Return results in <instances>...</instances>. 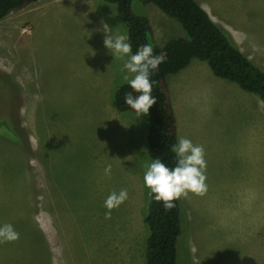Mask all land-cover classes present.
<instances>
[{
    "label": "rangeland",
    "instance_id": "1",
    "mask_svg": "<svg viewBox=\"0 0 264 264\" xmlns=\"http://www.w3.org/2000/svg\"><path fill=\"white\" fill-rule=\"evenodd\" d=\"M197 1L264 67V0ZM89 6L95 14L87 17ZM135 8L159 45L184 35L153 3ZM91 22L107 24L109 35L127 34L115 5L104 0H39L0 21V226L19 233L0 244V264H145L147 115L130 109L125 119L102 107L108 83L114 92L127 72L105 49L110 66L105 59L91 64L98 55ZM11 56L30 75L22 79L29 95L15 100L4 74ZM190 64L167 78L179 80L174 101L184 110V138L204 148L207 191L180 199L178 264H264V185L238 187L234 195L224 168L235 136L247 139L257 120L256 95L215 76L204 61ZM122 189L128 198L105 219V199ZM242 190L256 199L243 201Z\"/></svg>",
    "mask_w": 264,
    "mask_h": 264
},
{
    "label": "trees",
    "instance_id": "2",
    "mask_svg": "<svg viewBox=\"0 0 264 264\" xmlns=\"http://www.w3.org/2000/svg\"><path fill=\"white\" fill-rule=\"evenodd\" d=\"M37 0H0V20ZM115 5L126 26L132 54L138 47L150 44L154 56L164 62L150 74L152 95L157 103L147 114V154L150 163L160 159L169 168L175 166L172 146L177 144L176 116L170 98L167 77L186 68L193 59L206 62L212 73L236 83L241 89L257 95L264 103V67L248 58L236 45L231 35L219 26L197 0H104ZM153 3L175 20L184 35L169 38L163 45L155 41L148 17L135 5ZM126 82L112 93L111 100L120 116L126 119L131 108L124 103V95L132 92ZM138 95L137 93H133ZM134 112V111H133ZM144 175L142 181L144 184ZM144 185L145 211L143 221L147 231L145 264H178L177 240L181 233L180 199L165 210L162 202L149 196Z\"/></svg>",
    "mask_w": 264,
    "mask_h": 264
},
{
    "label": "clouds",
    "instance_id": "3",
    "mask_svg": "<svg viewBox=\"0 0 264 264\" xmlns=\"http://www.w3.org/2000/svg\"><path fill=\"white\" fill-rule=\"evenodd\" d=\"M103 32L104 46L112 57L123 61L121 71L127 72L123 80L133 90L125 93L124 103L135 112L137 117L142 114L147 115L149 109L157 103L156 97L152 95L154 82L149 77L165 58L154 56L150 44L139 46L135 54H132L130 38L126 33L109 35L110 27L107 24H103ZM171 151L176 157L174 167L169 168L157 158L146 165L147 170L143 178L145 187L150 190L149 196L157 202H162L166 211L175 206V200L187 198L189 193L202 196L207 191L205 175L207 163L203 146L194 145L190 139L180 137ZM104 171L106 176H110L111 165H107ZM127 198L126 189L109 194L103 205L107 209L105 219H110L111 211L119 207ZM18 239L19 233L11 224L0 226V244L11 243Z\"/></svg>",
    "mask_w": 264,
    "mask_h": 264
},
{
    "label": "crops",
    "instance_id": "4",
    "mask_svg": "<svg viewBox=\"0 0 264 264\" xmlns=\"http://www.w3.org/2000/svg\"><path fill=\"white\" fill-rule=\"evenodd\" d=\"M38 1L39 0L31 3L27 7H31L32 4H37ZM93 8H94L93 6H89L87 8V10H88L87 11V17H88V15H91L92 13L95 14V12H94L95 9H93ZM21 10H23V9H21ZM21 10H18V11H21ZM14 12H16V11H14ZM11 13H13V12H11ZM10 14H8V15H10ZM32 17H34V16L31 15L30 18H32ZM24 24H25L24 22L20 26L15 24L16 32ZM87 24H88V27L90 30L89 38L90 39L93 38L92 40H96L98 42V46H96L94 48V53H96L98 55H97L95 60L90 61L91 64L95 65L98 60L105 59V60H107V67H109L110 62H109V59L106 57V52H104V49L105 50H108V49L104 46L102 39H97V38H100L102 33H104L103 29H101V27L98 25H97V27H95L93 22L87 23ZM97 29H99V30H97ZM25 30H26V28H23L22 32H24ZM85 38H87V37H85ZM14 39L12 38L10 41H14ZM16 39L19 40V38H16ZM233 40L236 43V45L239 47V49L248 58H250L253 62L258 64V62L255 61L251 57V55L247 52V50L240 45L238 39H233ZM7 54H9V53H7ZM7 60L8 61L5 64V68H4L5 79H7V82H8L7 84L10 85V87H12V89H16L15 91H17L16 96H14L13 100H15L17 98V95H19V94L29 95L28 89L27 90L25 89V87H26L24 85L25 80H22V79H30V75L26 74L25 72L21 71V69H20L22 64L24 63V61H22V59H19L16 61V57L14 58V56L7 58ZM102 62H104V61H101V63ZM14 64H16V66L18 67L16 70L14 69ZM189 65H191V64H189ZM197 66H200L204 70L208 71V74L210 73L208 68H206L203 64H197ZM106 75H104L102 77L103 78H109V76H106ZM112 82H113V80L111 79V83ZM178 82H179V80L176 82V80H169V78H167L168 88H169V92H170V98H171V102H172L173 109H174L175 116H176L177 143H178V140L180 137L185 136V121L183 120V117H182L184 110L180 111L178 106L175 104V101H174V93L177 92L176 85L178 84ZM111 83L109 82L107 85L105 103L103 104L102 107L105 106V108L108 111L115 112V110L113 108L114 106L111 103L112 101H111L110 96H109V92H110L109 90H111V87H112ZM234 90L236 91V88H234ZM112 92L113 91L111 90L110 93L112 94ZM248 93H250V92H248ZM251 97L256 99V102L252 104L253 105L252 107H253V109L257 108V112H258L257 120H254V124L252 126L251 131H250V135L247 137V139L236 140L237 137L235 136L233 147L231 148L230 153H229L230 162H229L228 169H227V162H226L227 159L224 160V168L229 172L228 178L232 181L231 184H232L234 191H235L234 195H236V190L238 187L243 188L244 186H247V185L261 187V185H260L261 181L264 185V118H263L264 115H261V113H260V111H261L260 105H262V109L264 112V103L260 102V100H259L260 98H256L257 95L256 96L251 95ZM245 98L248 99V96H246ZM22 109H25V107H23V105H22ZM116 112H118V111L116 110ZM110 121L112 122V119ZM244 143L247 144V146L245 148L242 147ZM237 146H239V148H237ZM107 147H108V145H107ZM47 157H48V155H47ZM54 173H56V172H53V175H54ZM215 176H216V172L214 171L213 179L215 178ZM55 180L56 179L53 176L52 177V183L53 184L55 183ZM240 198L245 202H252L253 200L256 199V196L251 194V193H245V191L242 190L240 193Z\"/></svg>",
    "mask_w": 264,
    "mask_h": 264
}]
</instances>
